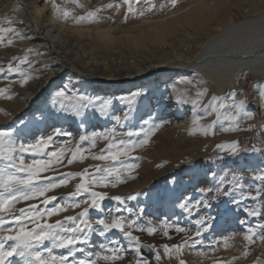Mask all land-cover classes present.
I'll return each instance as SVG.
<instances>
[{
	"label": "rangeland",
	"instance_id": "obj_1",
	"mask_svg": "<svg viewBox=\"0 0 264 264\" xmlns=\"http://www.w3.org/2000/svg\"><path fill=\"white\" fill-rule=\"evenodd\" d=\"M26 1L34 2L35 0ZM47 1L50 5L55 2L59 7L69 9V18L65 20L74 26H109L111 30L113 28V35L120 36L128 31L132 35L137 34L138 25L147 20H153V18L157 19L161 15H167L168 12L176 8V5L182 4L186 0H176L175 7L171 0H129L133 12L127 15L128 4H125L123 0H77V3H71L69 0ZM169 1L170 3H168ZM19 2L9 0L8 3V9L11 11L7 15L15 17L14 25L23 21L17 12L20 9ZM110 3L113 5L118 3L119 9L117 10L115 6L112 8L103 7ZM162 4L164 7H161ZM151 5H155V7L148 11ZM97 8L102 10L96 14L95 22L76 23L74 21V17L85 16L89 11H94ZM234 10V18L236 20L242 18L241 12ZM141 12L144 13L143 16L139 15ZM59 15L63 17L62 13ZM4 16H0V27L8 26L7 21L2 19ZM31 20L29 18L25 22L30 23ZM29 34L32 36L33 31ZM84 38L88 41L91 39V37H82L81 39ZM17 39L19 38H15L13 41ZM9 47L6 40L3 45H0V49ZM164 47L162 44H157L147 51L135 53L116 44L107 54L96 55L97 61L93 60V62L100 66V69L107 66L106 69L111 72L131 70L134 69L139 58L142 63L157 59ZM28 49L34 51L28 52ZM12 56L20 59L27 56L28 62L20 63V59H18L14 63L19 64L21 72L29 79L21 87L19 81L23 77L20 72L0 73V88L8 87L7 95L11 96V99L0 96V130L11 131L17 144L21 142L34 143L40 136L51 134L54 128H61L63 131L71 133V136L57 137L47 151L58 150L65 141H70L68 147L75 149L80 137L91 135L93 131L103 133L114 130L115 138L119 140L124 137V133L133 130L141 133L140 136L133 138L139 140L144 138V132L154 129V133L149 137V143L137 148L132 153L137 159L126 161V163L138 165L131 173L135 179H127L126 182L119 183L116 187L109 184L107 187L95 189L106 192L109 197L119 195L123 198V202L106 199L103 201L101 211L90 210L89 216L93 222L98 216L110 220L111 216L108 210L118 207L122 211L114 213L115 215L122 216L126 220H134L140 228L149 226L154 228L155 232L152 235L136 228L131 231L133 235L139 237L141 243L145 242L153 247L155 257L157 254L161 257L158 260L161 264H179V259L185 260L187 264H256L257 258L264 257V242L258 238L255 242H246L243 239L250 228L264 235V230L258 227L264 225V197L246 198L250 191L261 186L260 181L254 177L264 175V134L262 133L264 113L261 112L262 108L252 100L254 85L258 82L262 84L263 78L250 76L244 85L236 83L229 92L220 94L215 89H208L210 87H207L206 84H202V86L197 84L198 74H195L193 78L171 76L170 71L165 67L160 69L151 67L133 81L127 80V77L124 78L125 80L111 81L110 78L101 74L100 69L88 66L85 62H88L89 59H84L85 57L81 56L77 49H73L71 54L66 53L64 60L56 61L54 56L47 52L45 44L34 43L32 46L19 49L14 54H0V66L6 68ZM59 64L63 66H61L60 75L50 76L45 80L44 78ZM87 69L93 72V77L89 76L88 72H83ZM75 71L76 73H74ZM170 79L174 81L170 82ZM41 81L43 84L41 83L37 87L36 84ZM188 81H191V84L187 83ZM61 89L68 94L75 92L87 95L94 100V105L87 109L81 117L74 118L60 110V103L55 93ZM205 90L203 97L196 96L197 91ZM29 91L33 92L31 99H27L26 92ZM241 91H243V97L238 99L237 95ZM233 92L237 93L234 97L231 96ZM213 96L220 98L216 102L219 118L215 112L212 115L205 114L204 105L208 104ZM181 98L184 102H177ZM195 99L201 101L198 108L193 107L191 103ZM228 99L230 103H228ZM235 99H237L236 102L245 101L244 111L238 116L232 107ZM106 100L111 103L107 114L101 116L93 108H98ZM129 101H132L130 105ZM220 104H223L224 107L221 108ZM193 114L195 122L185 130L184 138L172 140L174 133L169 137L161 136V129L167 126L171 127L172 121L189 118ZM230 115L236 116L240 129L238 132L230 130L235 126V122L229 119ZM249 115L252 117L251 119L248 118ZM116 116L121 117L119 123L115 120ZM249 128L250 130H248ZM231 133H236V135L230 136V138L223 136ZM232 140L240 142V150L236 154L217 149L218 144ZM107 143L104 139H99L96 141L95 147H90V141H84L80 146L91 153H99L101 149L107 147ZM189 147L192 148L188 152ZM112 151L115 152L116 149L113 148ZM146 152L147 154H145ZM22 155L26 163H31L34 158H40L29 153ZM68 155L70 153L66 155L63 166H57L56 171H48L43 175L53 176L60 173L81 172L85 168H89L90 165L112 163L89 157L82 162L78 160L69 165L67 164ZM120 159L123 160L124 157H120ZM145 160L149 161V164L143 165L142 162L144 163ZM2 163L0 162V165ZM158 165L160 166L158 167ZM117 166L119 165L117 164ZM91 170L89 168V171ZM124 175L128 174L124 173ZM234 178L237 182L229 183ZM222 180L223 183H221ZM79 182V177L69 179L67 185L58 187L47 195L66 197L74 191L75 185ZM207 189H212V192L205 196L203 193ZM224 192H229V194L224 195ZM129 195H135L136 199H127ZM84 198L86 197H81V199ZM204 199H207L208 206L199 205L193 208L190 213L180 207L183 202L195 203ZM32 203H37V201H21L15 205V208L19 209ZM85 206L82 204L81 208ZM81 208H68L67 211L48 217L47 220L49 223L63 220L65 216L77 214ZM246 210H258L261 215L249 216ZM200 218L205 219L204 228L206 230L202 231L200 236H196L195 221ZM31 226L29 225V227ZM165 226H167V236L164 234ZM177 226L183 227L186 232L177 233L175 231ZM189 236L191 240L182 254L179 256L175 253L171 256L165 255L163 248L165 244L169 246L181 244ZM2 237L3 231L0 230V240ZM113 239L119 242L115 246L125 249L124 259L116 261L115 264H130V262L135 264L137 259L135 251L129 247V241L117 230H112L103 237L98 233H93L89 243L80 245V247H83L85 252H92L94 255L91 259H96V252H101V255L106 254L100 249V244L103 243L111 247L109 241ZM9 244L11 242H7L6 247ZM49 248L54 255H63L67 252L63 248H53L47 241L39 250L46 252ZM245 252L247 255H244ZM74 256L77 261L86 258L85 254L80 252L75 253ZM142 258L146 260L144 256ZM6 264H24V262L20 257H12L6 261ZM98 264H106V262L100 260Z\"/></svg>",
	"mask_w": 264,
	"mask_h": 264
},
{
	"label": "snow or ice",
	"instance_id": "obj_2",
	"mask_svg": "<svg viewBox=\"0 0 264 264\" xmlns=\"http://www.w3.org/2000/svg\"><path fill=\"white\" fill-rule=\"evenodd\" d=\"M71 3H77V0H69ZM125 4H128V12L132 13L133 8L129 3V0H123ZM173 7H175L176 0H171ZM77 6H80L77 4ZM116 7L119 9L120 5L117 3L104 5V8ZM53 9L59 14L62 13L64 19H68L70 15L69 9H64L52 3ZM155 5H151L148 11H151ZM164 7V5H161ZM101 8H97L94 11H89L85 16L74 17L76 23L81 22H95L97 19V13L101 11ZM15 11V9H14ZM143 16L144 13H139ZM4 21H7L8 26L0 27V45L7 42V45H12L15 38L28 39L29 37L18 30V27L23 24V21L17 22L15 25L13 21L14 16L5 15L2 17ZM28 52L34 51L28 49ZM18 57L12 56L8 61L6 68L0 66V73H17L20 72L23 77L19 83L23 87L29 77L21 72L20 66L17 61ZM27 56L20 59V63H26ZM187 83L191 84V81ZM10 87V85H9ZM67 87V86H65ZM9 88H0V96L11 99L10 95H7ZM205 91H197L196 96L198 98L205 95ZM237 95L233 92L232 97ZM264 97V92L260 94ZM55 96L60 103V110L64 113L70 114L74 118H79L90 107L94 105V100L87 95L80 93L68 94L65 90L61 89L56 91ZM220 98L213 96L208 104L204 105L205 114L212 115L214 112L219 113L216 102ZM177 102H184L183 99L177 100ZM111 101H104L98 108H93L101 116L107 114V109ZM129 105L132 101L128 102ZM193 107H199V99L192 100ZM245 101L239 102L233 101L232 107L235 109V113L238 116L244 111ZM220 107H224L220 104ZM211 109V111H208ZM247 115V113H246ZM249 119L252 117L249 115ZM229 119L235 122V126L230 129L232 131H238V121L236 116H229ZM117 123L121 121L120 116H116ZM159 127V126H157ZM250 130V128L248 129ZM154 133L153 130L143 133V139H133L141 135L140 132L129 130L124 133V137L117 140L115 138V131L111 132H96L93 131L91 135H82L78 146L73 149L68 147L70 141H65L64 144L58 150L47 151L50 145L57 137L71 136V133L63 131L61 128H54L52 133L47 136H40L34 143L21 142L17 144L13 139L12 132L5 129L0 130V230L3 231L2 240H0V264H6V261L12 257H20L24 264H98V261L103 260L106 264H115L116 261L124 259L125 249L118 247L117 240H110L111 247L105 244H100V249L104 251V255L101 252H96V259H91L94 255L92 252H85L80 245H86L90 241V236L93 233H98L103 237L112 230H117L129 241V247L135 251L136 261L135 264H148L147 260H143L141 256L142 247H149V250L154 249L151 246H144L141 244L139 237L133 235L131 229L136 228L139 231L147 232L152 235L155 229L152 227L140 228L136 225L134 220H126L124 217L115 215L122 209L110 208L108 210L111 219L98 216L95 221L89 216L90 210L97 212L102 210L103 201L111 199L113 201L122 203L123 198L119 195L108 196L106 192L96 191L98 187H107L109 184L112 187H116L119 183L126 182L127 179H135L131 173L138 167L136 163H126L128 160L135 161L137 158L132 153L140 147H143L149 143V137ZM104 139L107 141V147L101 149L99 153H91L84 149L82 142L90 141V147H95L96 141ZM240 142L232 140L222 144H218L216 147L220 150L229 151L232 154H236L239 148ZM116 151L113 152L112 149ZM23 153L32 154L34 157L38 156L39 159L34 158L31 163H26ZM67 156V164L71 165L78 160L82 162L84 159L91 158L100 161H111V164H97L89 166L81 172L60 173L58 175L47 176L43 173L48 171H56L57 166H63V161ZM45 157H47L45 159ZM120 157H124L123 160ZM117 164L119 166H117ZM160 165H158L159 167ZM11 170V171H10ZM127 173L128 175H124ZM80 178V182L75 185L74 191L70 192L66 197L49 196L47 193L54 191L56 188L65 186L69 182V179ZM260 181V185L253 191L247 194L246 198L256 199L264 197V175L254 177ZM237 182L234 178L229 183ZM223 183V180L221 181ZM230 191V190H229ZM212 192V189L204 191V195L207 196ZM224 195H228L229 192H224ZM81 197H86L81 199ZM127 199H136L135 195H129ZM37 201V203L26 204L25 207L16 209L15 205L18 202ZM86 205L81 208V205ZM199 205L208 206L207 199L198 200L195 203L183 202L180 207L185 212H191L193 208ZM68 208L81 210L75 215L65 216L63 220H57L54 223H49L47 218L53 215H59L61 212H65ZM131 211V210H128ZM249 216H259L261 213L258 210H246ZM243 223V221H242ZM197 231L196 236H200L202 231L206 230L204 225L206 221L204 218L197 219L195 221ZM8 225V227H5ZM29 225H32L29 227ZM261 230H264V225L258 226ZM177 233L186 232L183 227L177 226L175 228ZM164 234L167 236V226H165ZM264 242V235L253 229H248L243 239L246 242H255L256 239ZM191 237L184 239L181 244H173L171 246L165 244L163 246L166 256H171L173 253L179 256L188 246ZM50 242L53 248L66 249V254L54 255L49 248L46 252H42L39 248L45 245V242ZM11 242L6 247V243ZM80 252L84 253L86 258L77 261L74 254ZM247 255V252L244 253ZM156 260H160L159 254L156 255ZM131 264V262H130ZM179 264H187L183 259H179ZM256 264H264L259 258L256 260Z\"/></svg>",
	"mask_w": 264,
	"mask_h": 264
},
{
	"label": "bare ground",
	"instance_id": "obj_3",
	"mask_svg": "<svg viewBox=\"0 0 264 264\" xmlns=\"http://www.w3.org/2000/svg\"><path fill=\"white\" fill-rule=\"evenodd\" d=\"M17 1H20V9L17 12L23 19L19 30L29 38L13 41L8 49L1 48L0 54H14L19 49L39 43L46 45L47 52L52 54L56 61L64 60L66 53L71 54L73 49H77L81 56L85 57L84 59H89L85 62L88 66L100 69V66L94 63L96 55L107 54L116 44L135 53L162 44L165 46L164 50L154 61L146 58L148 62L142 63L139 58L136 59L138 62L134 69L112 72L105 66L101 67V74L111 81L125 80L126 77L127 80L133 81L151 67L157 69L165 67L170 71L171 76L193 78L198 74L197 84L201 86L206 84L210 87L208 89H215L220 94L229 92L236 83L244 85L250 76L264 79V0H186L182 4L177 2L176 8L171 12L167 11V15L147 20L143 24L139 23L137 34L132 35L128 31L120 36L113 35V28L111 30L109 26H74L56 13L47 0ZM8 3L9 0L0 1V16L7 15L11 11L8 9ZM234 9L241 12L242 18L237 20L234 18ZM29 18L32 19L30 23L25 22ZM32 31L31 36L29 33ZM82 37H91V39L82 40ZM61 66L62 64H59L57 68H53L44 79L59 76ZM83 72H88L91 77L94 76L91 70L87 69ZM173 81L170 79V82ZM41 83L42 81L37 83V87ZM263 89L264 82L255 83L252 94L253 102L262 108V113H264V98L260 94ZM26 95L27 99H31L33 92H26ZM237 96L241 99L243 91ZM227 101L230 103L229 99ZM194 122V114L189 118L174 120L171 122L172 126L161 129L160 134L169 137L174 133L172 140H179L184 138L185 130ZM262 133L264 134V130ZM235 135L236 133H231L223 136L230 138ZM191 148L189 147L188 152ZM147 163L149 164L147 160L142 162L143 165Z\"/></svg>",
	"mask_w": 264,
	"mask_h": 264
},
{
	"label": "water",
	"instance_id": "obj_4",
	"mask_svg": "<svg viewBox=\"0 0 264 264\" xmlns=\"http://www.w3.org/2000/svg\"><path fill=\"white\" fill-rule=\"evenodd\" d=\"M141 244L144 246H150L148 243L145 242H142ZM141 255L145 257V259L148 261V264H161L158 260H156L154 251L149 250V247H142ZM259 259L261 262H264V257H260Z\"/></svg>",
	"mask_w": 264,
	"mask_h": 264
}]
</instances>
